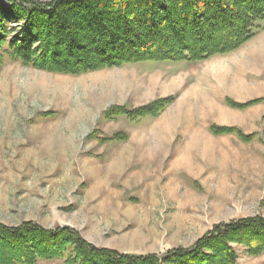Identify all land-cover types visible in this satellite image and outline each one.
Instances as JSON below:
<instances>
[{
	"label": "rangeland",
	"instance_id": "374dc122",
	"mask_svg": "<svg viewBox=\"0 0 264 264\" xmlns=\"http://www.w3.org/2000/svg\"><path fill=\"white\" fill-rule=\"evenodd\" d=\"M170 96L156 116L105 114ZM248 217L264 218V21L238 49L203 60L78 75L0 67V223L69 227L96 247L162 256ZM233 247L238 264H264V252Z\"/></svg>",
	"mask_w": 264,
	"mask_h": 264
},
{
	"label": "trees",
	"instance_id": "16d2710c",
	"mask_svg": "<svg viewBox=\"0 0 264 264\" xmlns=\"http://www.w3.org/2000/svg\"><path fill=\"white\" fill-rule=\"evenodd\" d=\"M264 21V0H0V67L6 60L78 75L147 60H203L241 47ZM173 97L133 111L115 105L106 116H156ZM246 107L261 99L235 103ZM214 134L234 127L211 125ZM233 244L249 255L264 252V218L215 225L189 249L138 256L96 247L69 227L48 229L30 221L0 223V264H238Z\"/></svg>",
	"mask_w": 264,
	"mask_h": 264
}]
</instances>
